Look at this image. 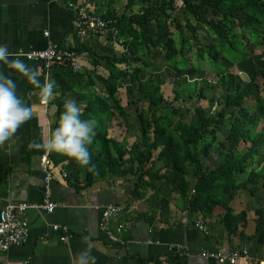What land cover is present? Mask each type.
I'll return each instance as SVG.
<instances>
[{
  "label": "trees",
  "instance_id": "trees-1",
  "mask_svg": "<svg viewBox=\"0 0 264 264\" xmlns=\"http://www.w3.org/2000/svg\"><path fill=\"white\" fill-rule=\"evenodd\" d=\"M97 16L113 21L108 30L121 51L117 53L109 47L95 53L91 73L67 68H53L50 72V77L57 79L58 94L53 102V129L69 99L80 105L82 118L94 117L99 122L90 146L91 164L81 166L53 151V171L58 166L63 168L66 180L75 187L82 171L84 186L91 185L94 177L132 176L133 192L139 198L144 197L143 191L151 190L152 200L161 204L170 193L177 192L188 197L197 220L220 215L229 235L242 232L246 212L236 214L223 201L248 187L254 188L250 193L255 196L259 183L264 193V143L249 153L264 134V121L262 125L261 120L244 122L246 116L263 108L264 69L259 71V86L254 77L235 81L228 68L247 61L252 54L264 56V0H126L123 13L107 11ZM158 58L174 71L172 75L176 74L168 80L172 87L166 99L161 89L164 82L154 75L142 79ZM98 66L100 72L96 70ZM204 67L213 73L214 82L203 78L199 87L195 81L180 82L174 87L177 72L191 68L200 71ZM126 86H132L136 95L123 104L116 95L120 89L127 91ZM208 90L221 91V95L209 97ZM187 99L206 101L214 107V113H204L192 104L191 121L176 119L187 112L176 103ZM251 99L255 105L246 106ZM132 106L137 112L138 137L129 143L126 130L119 141L115 139L113 123L124 124L127 109ZM221 130L226 134L216 144ZM209 158L217 161L215 167L208 164ZM92 165L95 171L89 170ZM241 176L246 178L239 180ZM162 180V188H155L154 183ZM255 213L264 216V199ZM256 232V240L264 243V227ZM175 260L174 264H186L180 254L175 255Z\"/></svg>",
  "mask_w": 264,
  "mask_h": 264
},
{
  "label": "crops",
  "instance_id": "crops-1",
  "mask_svg": "<svg viewBox=\"0 0 264 264\" xmlns=\"http://www.w3.org/2000/svg\"><path fill=\"white\" fill-rule=\"evenodd\" d=\"M76 2L95 15L107 11L122 13L114 0ZM69 3L67 0H0V45L7 46L10 54L19 50L42 51L49 45L73 51L78 55L79 72L91 73L95 53L100 54L109 47L118 53L119 45L109 30L99 36L78 38L72 29L75 12ZM23 60L39 70L41 82L46 80L39 64ZM96 70L101 71L99 66ZM14 79L18 94L33 110V118L10 142L0 146V211L8 204H40L43 200L44 176L40 162L46 151L33 149L30 144L48 138L56 114L53 102L58 94L48 97V105L44 107L41 105L43 97L34 85L17 75ZM54 80L57 83L55 77ZM53 174L49 196L59 207L53 213L28 210L23 216L28 229L27 241L0 253V264H76V253L88 246L97 257L96 264H174L176 254H180L186 264H218L203 259L201 254H229L243 249L248 251L250 259H240L233 264L264 262V243H259L255 237L256 231L264 227V216L255 213L264 199L260 183L255 196L250 193L254 188L248 187L236 192L231 200L223 201L236 214L246 212L242 232L229 235L220 215L197 220L188 197L177 192L170 193L161 204L157 199L152 200L151 190L143 191L144 197L139 198L133 192L132 176L94 177L91 185L84 186L85 172L82 171L75 187L66 180L60 166ZM245 178L241 176L239 180ZM163 185V180L154 183L155 188ZM115 205L123 206L124 210L109 226L112 230L122 228L124 246L109 244L99 226L104 209ZM197 223L206 227V231ZM54 226L59 229L54 230ZM63 236L67 237L65 241L61 240Z\"/></svg>",
  "mask_w": 264,
  "mask_h": 264
},
{
  "label": "clouds",
  "instance_id": "clouds-1",
  "mask_svg": "<svg viewBox=\"0 0 264 264\" xmlns=\"http://www.w3.org/2000/svg\"><path fill=\"white\" fill-rule=\"evenodd\" d=\"M7 68V71L4 68ZM14 75L34 85L45 99L55 95L56 81L49 77L40 80L39 70L21 58H13L7 46L0 45V146L10 142L18 130L33 118V110L18 94ZM98 120L82 118V109L74 99L64 103L57 126L46 140L32 141L30 147L37 150L62 153L81 166H89L92 160L90 146L97 135ZM95 171V165L89 169ZM85 240L88 237L84 238ZM76 264H96L97 257L91 246L75 256Z\"/></svg>",
  "mask_w": 264,
  "mask_h": 264
},
{
  "label": "built area",
  "instance_id": "built-area-1",
  "mask_svg": "<svg viewBox=\"0 0 264 264\" xmlns=\"http://www.w3.org/2000/svg\"><path fill=\"white\" fill-rule=\"evenodd\" d=\"M69 7L75 12L72 29L78 38L102 35L107 32L109 27L113 24L111 19L101 18L89 12L79 2L69 3ZM10 55L13 58H23L27 61L39 64L42 67L45 79L49 78L53 68H67L73 72L80 71V66L77 61L78 55L75 52L63 50L51 45L42 51L25 52L19 50ZM48 100L49 98H43L41 100V105L46 107L48 105ZM40 167L44 176V196L41 203L30 204L22 202L8 204L0 211V253H5L11 247L20 246L27 241L28 229L25 221H23V216L28 210L34 209L44 213H53L59 207L49 196V184L54 179L50 152L46 151L42 156ZM123 210V206L115 205L107 207L102 212L99 226L109 244H116L119 246L125 245V240L121 236L122 228L118 227L116 230H112L109 226L110 221L117 218ZM197 226L202 231H206V227L201 223H197ZM53 229L58 230L59 228L54 226ZM63 231L66 232L67 230L63 229ZM66 238L67 237L63 236L61 240L65 241ZM201 257L203 259L213 260L218 264H233L240 259H250L246 249L229 254H224L222 252H203ZM259 264H264V262H259Z\"/></svg>",
  "mask_w": 264,
  "mask_h": 264
},
{
  "label": "rangeland",
  "instance_id": "rangeland-1",
  "mask_svg": "<svg viewBox=\"0 0 264 264\" xmlns=\"http://www.w3.org/2000/svg\"><path fill=\"white\" fill-rule=\"evenodd\" d=\"M116 6L119 7L120 11L124 12V5L126 3V0H114ZM135 10H138V7H135ZM203 40L205 42H208V38H204L203 34L201 35ZM121 51V48H119ZM258 52V51H257ZM190 62V59H188ZM261 69H264V56H262L259 53L252 54L251 57L241 63L240 65L233 66L232 68H228L229 72L232 74V78L235 81H248L251 78H255L256 83L261 86L262 84V78L259 74V71ZM170 72V73H169ZM173 70L169 69L165 64L162 63V61L158 58L155 60L154 66L152 68H149L146 70L145 74L143 75L142 79L146 80L147 78L151 77L152 75L156 76L159 80V82H164L161 89L164 94L165 99L169 97L171 93V85L168 84V80H171L172 76L176 77L173 74ZM203 78H207L208 80L214 82L215 78L213 73H211L206 67L203 68V70H194L191 68L188 72H177V78H175L174 87L176 88L177 85L180 82H189V81H195L197 82L198 87L200 86L201 80ZM166 80V82H165ZM126 90L120 89L119 93L116 95L117 99H120L121 102L124 104L128 99L132 100L134 99V96L136 95L135 89L131 86H126ZM209 97H216L218 95H221V91L218 92V90H208L206 92ZM262 104L263 108L261 110H257L250 115L245 117L244 122L247 124H251L256 120H261V125L264 121V94L262 95ZM177 105L184 106L187 112L182 113L177 116L176 119H180L185 122H189L192 120V116L190 114V108L193 105L199 106L201 109H203L204 113L213 114L214 113V107L208 104L206 101H198L195 99H187L185 103H181L178 101L176 103ZM193 104V105H192ZM255 105V101L253 99L246 101V106L253 107ZM127 118L125 119V123L119 125L118 122L113 123V131L115 139L121 141L122 138L125 136L126 130L128 132L127 134V140L129 143L134 142L136 138L138 137V133L136 132L139 128V123L136 120V108L134 106L129 107L127 109ZM226 134L225 130H221L218 134V140L216 144H219V142L223 141V136ZM264 143V134L258 139V141L251 146L249 149V153L254 151L256 148H261ZM242 154V153H241ZM248 154V152H247ZM243 155V154H242ZM208 164L211 167H215L217 165V161L211 160V158L208 159Z\"/></svg>",
  "mask_w": 264,
  "mask_h": 264
}]
</instances>
